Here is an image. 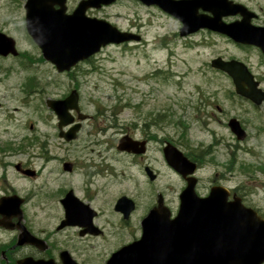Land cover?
<instances>
[{"label": "rangeland", "instance_id": "1", "mask_svg": "<svg viewBox=\"0 0 264 264\" xmlns=\"http://www.w3.org/2000/svg\"><path fill=\"white\" fill-rule=\"evenodd\" d=\"M78 1L69 0L70 6ZM24 2L0 0V32L14 39L19 54L0 58V98L16 119L7 122L3 140L8 147L17 148L31 145L32 137L42 146L62 144L45 100L77 91L81 112L91 119L82 125L70 154L52 148L48 156L66 157L80 167L84 155L99 169L94 206L99 213L97 225L104 234L86 244L81 258L86 264H104L109 254L130 238L129 229L121 227L113 212L116 198L126 195L140 208L148 200L154 203L155 190L166 189L169 200L175 197L181 183L164 167L159 151L164 141L183 153H198L196 176L202 185L210 186L215 180L226 189H239L248 205L264 210V105L254 106L238 98L230 80L209 67L217 56H248L254 73L264 80V68H255L259 58L254 50L235 48L225 39L209 35L180 40L174 36L173 20L119 1L93 15L122 31L130 29L141 41L109 45L66 77L41 58L26 35ZM261 88L264 91V83ZM13 107L18 110L13 112ZM232 117L247 134L242 142L236 141L226 126ZM129 133L136 139L149 136L145 137L150 140L147 156L151 167L160 172L154 183L146 180L141 167L116 150L118 139ZM37 163L39 166L40 161ZM55 166L51 162L32 183L36 196L28 210L34 229L49 231L55 223L54 205L64 186L61 180L52 183V176L47 175ZM68 178L78 187L82 176L75 173ZM8 183L20 193L31 184L12 176ZM7 235L2 236L8 239Z\"/></svg>", "mask_w": 264, "mask_h": 264}, {"label": "water", "instance_id": "2", "mask_svg": "<svg viewBox=\"0 0 264 264\" xmlns=\"http://www.w3.org/2000/svg\"><path fill=\"white\" fill-rule=\"evenodd\" d=\"M65 0H27L25 9V28L33 42L41 50L45 60L52 63L58 72L68 71L78 61L89 58L108 44H121L139 41V37L130 33H121L104 20L87 18L84 12L88 8H99L115 0H82L70 15H65ZM143 2V1H142ZM150 4L178 17L180 7L168 3L163 6L160 0H147ZM57 5L59 9L54 10ZM169 5V6H168ZM208 27L231 37L234 41L259 47L264 54V36L252 31L247 35L238 33L241 25H223L218 20H206L201 17L184 22L181 35ZM17 54L14 41L0 33V55ZM211 67L224 72L231 78L235 93L256 105L264 101V92L247 68L237 61H224L216 58ZM58 120L59 128L73 122L69 110L78 112L75 92L63 101H47ZM84 116L78 115L82 120ZM231 133L238 141L245 133L236 119L228 121ZM80 125L72 126L59 137L65 141L75 138ZM140 148H135V146ZM119 151L143 153L144 143L134 142L127 137L119 140ZM167 165L183 178H188V186L181 194L178 215L169 219L166 209L153 208L142 221V234L139 240L126 245L111 254L106 264H261L264 261V222L250 209L230 211L222 195L228 192L222 187H212L206 198H198L193 190L195 178L190 177L196 165L190 162L177 148L168 144L163 149ZM68 164H66L67 166ZM69 166V165H68ZM148 173V172H147ZM150 180L154 177L147 174ZM187 176V177H186ZM128 200L122 197L117 206L123 208ZM65 221L62 225L90 227L85 223L82 210L74 203L71 192L63 201ZM13 198H1L0 209L13 208ZM129 207V205H128ZM126 208V211L130 210ZM76 218L80 220H75ZM2 226L7 227L4 222ZM236 235L243 236L242 243H236ZM238 241V240H237ZM32 242L20 237L18 244ZM62 256V264H75L68 255ZM19 264H42L25 259ZM50 264V263H46Z\"/></svg>", "mask_w": 264, "mask_h": 264}, {"label": "flooded vegetation", "instance_id": "3", "mask_svg": "<svg viewBox=\"0 0 264 264\" xmlns=\"http://www.w3.org/2000/svg\"><path fill=\"white\" fill-rule=\"evenodd\" d=\"M119 1H128L133 6L143 9L146 14H150L153 10L159 13L166 19H171L175 22L176 32L174 36L178 37L180 40H192L196 36H215L217 38H223L233 47L239 48L245 51L254 50L259 58V61L255 65V68H264V54L255 46L246 45L242 43L235 42L232 38L227 37L213 29L207 27L196 30L193 33L188 34L185 38L180 37V32L183 27L184 22L193 20L196 18H204L207 20L215 19L218 20L223 25H241L243 27L237 28L238 33L241 35H247L252 31H256L259 35L264 36V0H170L172 2H177L181 7V12L178 13L179 18H173L172 16L164 13L159 8L155 6H147L142 4L138 0H116L113 4L109 6H103L99 9H88L85 12L86 16L96 17L93 14L99 13L102 10H106ZM78 2L70 6L69 0H65V11L64 14L70 15L76 8ZM59 9L55 7L54 10ZM101 19V18H100ZM131 32L130 29L125 30ZM221 57V56H220ZM1 58V57H0ZM225 61L235 60L237 62L243 63L248 71L253 74L254 79L259 83V87L262 86L264 80H261L260 76L254 73L253 65L249 64L248 56L238 57H221ZM66 77H69L70 73H62ZM231 82V81H230ZM1 84V82H0ZM232 85V84H231ZM70 93V92H69ZM67 93L65 96L55 99H50L52 101H62L67 98ZM264 105L262 103L260 106ZM258 106V107H260ZM18 108L13 107V112H16ZM81 111V109H80ZM52 120L55 121L53 127L57 132V137L60 132H64L71 125H64L59 128V120L54 112L49 110ZM74 122L77 123V117L74 112H72ZM7 117L8 120H7ZM16 122L15 115H12L6 111V106L3 104V98H0V199L1 198H13L14 206L9 209H0V264H19L24 259H31L33 262H38L42 264H62V256L64 253L68 255L70 260L75 264H86L83 259L84 249L86 244H91L93 241L98 240L103 236V228L97 225V218L99 216L98 209L94 206L97 199V185L96 178L99 176V169L97 164L88 162V159L84 160L83 165L80 164L78 167L73 161H68L66 157L57 158L53 155L48 156L52 148H55L63 153H67L72 150L71 145L73 142H65L58 138L62 144L56 147H50V145L42 146L38 145L36 139L31 138V145L21 146L20 148L7 145L6 139L3 140L4 135L8 130V121ZM91 116L86 115V120L81 124L89 121ZM14 122V126L16 123ZM82 128V127H81ZM32 129V126H30ZM131 139L142 141L145 143V152L137 154L134 152L129 153H119L126 155L130 158L131 163L134 166H139L142 170V175L146 178L149 183H154L160 177V172L155 168H152L150 158L147 156L150 140L148 135H142L139 139H136L135 134L125 135ZM168 144L166 141L163 142L162 146L159 148L162 154L163 164L166 169L174 175L181 186L175 190V197L171 200L168 199V194L166 189L155 190V201L153 204L148 200L145 204L138 208L135 200L127 197L126 195H120L116 198L112 209L117 215L120 225L122 228L129 229L130 238L126 244H130L139 239L142 233V221L147 216L149 211L156 207L158 202L162 208H167L170 213V217L177 215L180 205H181V194L188 186L189 179L183 178L180 174L176 173L172 168H170L163 154V149L165 145ZM135 148H140V146H135ZM179 149V148H178ZM180 150V149H179ZM182 153L183 151L180 150ZM191 153V152H190ZM185 154V153H183ZM192 154V153H191ZM187 156V155H186ZM23 157V158H22ZM148 157L147 162L145 158ZM187 159L196 165V170L194 172V192L198 197H205L212 186H219V182L213 180L210 186L202 185L196 174L199 171V161L197 158L187 156ZM40 161L39 166H37V161ZM51 162H55L56 166L47 170V175H51V182L60 181L64 185L59 190L58 198L56 199V205L54 210L57 212L56 220L53 228L49 231L34 229L32 223L29 221V210L28 204L32 202L35 198L36 192L32 191L34 186L33 181L38 179L43 171L46 170L47 165ZM66 164H68L66 166ZM150 170L151 174L154 175L155 179L150 181L147 178V170ZM81 174L82 178L78 185L75 187L71 184L69 176L73 174ZM8 176H12L17 180L31 183L27 191L20 193L15 190L13 186L8 183ZM187 177V176H186ZM95 184V185H94ZM221 186V185H220ZM36 189V188H34ZM228 194L222 195V198L226 200L227 203L234 202L236 200L246 208H251L257 214V216L264 220V210L258 209L254 206L248 205L246 195H244L239 189H227ZM71 192L73 196V201L82 210L84 214L85 223L90 220V227L88 226H78V225H62L65 221V208L63 201L66 199L67 195ZM177 192V193H176ZM125 197L128 200L123 203V208L117 206V201ZM129 205V207H128ZM130 208L128 212L126 208ZM139 209V214L136 215ZM142 211V212H140ZM137 217L138 219H135ZM75 220H80L76 218ZM1 222H4L7 227L2 226ZM8 234L7 237L2 236ZM30 239L32 242H24V244H17L18 240ZM262 241L264 242V232L261 235ZM4 238L5 240H2ZM240 237L238 243H242L243 239ZM85 244V245H84ZM125 244L120 245L122 247ZM118 247V248H120ZM117 248V249H118ZM66 255V256H67ZM264 264V262H263Z\"/></svg>", "mask_w": 264, "mask_h": 264}, {"label": "trees", "instance_id": "4", "mask_svg": "<svg viewBox=\"0 0 264 264\" xmlns=\"http://www.w3.org/2000/svg\"><path fill=\"white\" fill-rule=\"evenodd\" d=\"M192 153V154H191ZM191 153L190 152H188L187 154H188V156H190V157H193V158H198L199 159V155L197 154V153H195V152H193V151H191Z\"/></svg>", "mask_w": 264, "mask_h": 264}]
</instances>
